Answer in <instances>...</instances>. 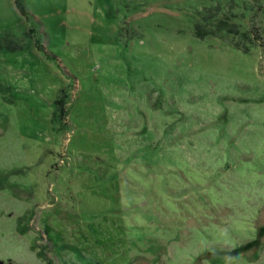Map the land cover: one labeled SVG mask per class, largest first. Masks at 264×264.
Listing matches in <instances>:
<instances>
[{"label":"rangeland","instance_id":"obj_1","mask_svg":"<svg viewBox=\"0 0 264 264\" xmlns=\"http://www.w3.org/2000/svg\"><path fill=\"white\" fill-rule=\"evenodd\" d=\"M212 2L0 0V262L264 264V46Z\"/></svg>","mask_w":264,"mask_h":264},{"label":"trees","instance_id":"obj_2","mask_svg":"<svg viewBox=\"0 0 264 264\" xmlns=\"http://www.w3.org/2000/svg\"><path fill=\"white\" fill-rule=\"evenodd\" d=\"M212 1L194 8L189 15L196 38H217L243 52L264 46V30H261L264 27V0ZM2 45L0 42V49Z\"/></svg>","mask_w":264,"mask_h":264},{"label":"water","instance_id":"obj_3","mask_svg":"<svg viewBox=\"0 0 264 264\" xmlns=\"http://www.w3.org/2000/svg\"><path fill=\"white\" fill-rule=\"evenodd\" d=\"M0 264H3V262H0Z\"/></svg>","mask_w":264,"mask_h":264}]
</instances>
